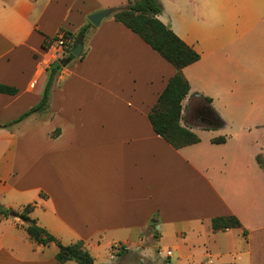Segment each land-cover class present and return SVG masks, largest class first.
Wrapping results in <instances>:
<instances>
[{
	"label": "crops",
	"instance_id": "1",
	"mask_svg": "<svg viewBox=\"0 0 264 264\" xmlns=\"http://www.w3.org/2000/svg\"><path fill=\"white\" fill-rule=\"evenodd\" d=\"M130 1L0 0V83L19 89L0 94V126L41 103L48 68L64 57L59 44L43 49L46 36L65 30L74 47L91 15ZM205 1L222 39L204 48L163 20L166 6L159 16L201 54L183 70L191 92L181 118L199 143L177 150L156 134L149 114L176 69L112 15L86 36L84 58L57 73L48 108L0 128V203L32 205L40 227L64 245L83 241L96 264H264V115L254 117L264 105V0ZM230 215L243 228L214 232L212 220ZM57 252L0 214V264H75Z\"/></svg>",
	"mask_w": 264,
	"mask_h": 264
},
{
	"label": "trees",
	"instance_id": "2",
	"mask_svg": "<svg viewBox=\"0 0 264 264\" xmlns=\"http://www.w3.org/2000/svg\"><path fill=\"white\" fill-rule=\"evenodd\" d=\"M163 11L164 6L160 0H132L127 6L116 10L113 16L117 22L122 23L137 34L176 69V74L170 79L166 89L160 95L157 104L149 114V118L156 134L179 150L200 142V138L195 133L181 125V118L183 102L191 92L190 83L184 76L183 70L200 61L201 55L159 19ZM90 27L91 24L85 27L81 31V35L86 34ZM71 40L76 41L75 35L65 30H61L55 37H45L42 45L44 50H49L54 44L64 41L62 45L64 57L48 68L49 78L41 103L23 114L16 121L0 126V128H9L32 114L48 108L52 86L57 73L63 68V64H69L75 59L71 52L74 45ZM83 58L84 54L81 56V59ZM18 93V88L0 83V94L16 95ZM208 101L212 102V99L208 98ZM225 142L226 139L224 137L213 140L215 144H223ZM256 160L264 171V156L259 155ZM32 211V205L26 206L22 211H14L0 203V214L5 218L15 220L19 227L26 230L31 240L44 247H48L51 244L57 246L56 259L58 262L96 264L91 253L85 248L83 241H78L71 245L62 244L54 235L40 227L31 218ZM212 228L214 232H219L230 229H242L243 225L238 217L230 215L214 218L212 220ZM244 233L247 234V231H244ZM120 251L124 252L126 250L122 249Z\"/></svg>",
	"mask_w": 264,
	"mask_h": 264
},
{
	"label": "rangeland",
	"instance_id": "3",
	"mask_svg": "<svg viewBox=\"0 0 264 264\" xmlns=\"http://www.w3.org/2000/svg\"><path fill=\"white\" fill-rule=\"evenodd\" d=\"M163 5L166 6L165 15L163 20L168 21V18L177 21L179 27L185 33H189L191 37H195L198 41V46L204 48L210 42L221 41L222 33L220 29V19L213 18L211 22L207 20L206 16V1L205 0H161ZM160 19V18H159ZM163 22V21H162ZM164 23V22H163ZM177 24V25H178ZM235 48V47H234ZM236 51L233 49L229 53V62L235 59ZM201 55V54H200ZM252 70V66H248ZM248 68V69H249ZM264 69V67H262ZM263 73V72H262ZM246 75H252V71H246ZM263 75V74H262ZM245 87H248L253 82H245ZM256 89V88H255ZM264 105L260 107L259 113L254 117H262L264 114ZM211 120V119H210ZM258 133L261 141L264 144V128H261ZM167 264V263H166Z\"/></svg>",
	"mask_w": 264,
	"mask_h": 264
},
{
	"label": "water",
	"instance_id": "4",
	"mask_svg": "<svg viewBox=\"0 0 264 264\" xmlns=\"http://www.w3.org/2000/svg\"><path fill=\"white\" fill-rule=\"evenodd\" d=\"M121 8H123V7L115 8V9H106L104 11L95 13L89 17V21H90V24L92 27L90 29H88L86 34L80 35L78 37V40H77L75 46L71 50V52L75 58H80L82 56V53L84 51L86 36L91 32V30L93 28H98L104 19L114 15V12L116 10L121 9ZM63 65H65V64H63Z\"/></svg>",
	"mask_w": 264,
	"mask_h": 264
},
{
	"label": "built area",
	"instance_id": "5",
	"mask_svg": "<svg viewBox=\"0 0 264 264\" xmlns=\"http://www.w3.org/2000/svg\"><path fill=\"white\" fill-rule=\"evenodd\" d=\"M64 44V41H60L59 45L62 46ZM115 250H122L124 249L122 245H116ZM168 256L170 257L171 256V252H168Z\"/></svg>",
	"mask_w": 264,
	"mask_h": 264
},
{
	"label": "flooded vegetation",
	"instance_id": "6",
	"mask_svg": "<svg viewBox=\"0 0 264 264\" xmlns=\"http://www.w3.org/2000/svg\"><path fill=\"white\" fill-rule=\"evenodd\" d=\"M207 117L210 118L209 115H207ZM209 120H210V119H209Z\"/></svg>",
	"mask_w": 264,
	"mask_h": 264
}]
</instances>
